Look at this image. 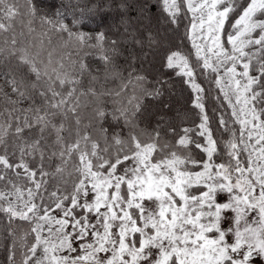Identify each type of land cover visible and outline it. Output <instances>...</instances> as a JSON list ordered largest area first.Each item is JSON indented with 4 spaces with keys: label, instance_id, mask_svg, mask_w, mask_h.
<instances>
[{
    "label": "snow or ice",
    "instance_id": "snow-or-ice-1",
    "mask_svg": "<svg viewBox=\"0 0 264 264\" xmlns=\"http://www.w3.org/2000/svg\"><path fill=\"white\" fill-rule=\"evenodd\" d=\"M116 7L109 37L78 30L84 10L69 24L66 11L26 0L22 13L18 0H0V264H264V0ZM23 14L29 35L39 21L49 44L56 35L83 55L66 62L43 41L18 39ZM182 24L187 46L161 38ZM128 44L158 61L154 83L134 54L127 75L118 65ZM166 73L193 93L190 127L188 114L141 124Z\"/></svg>",
    "mask_w": 264,
    "mask_h": 264
},
{
    "label": "trees",
    "instance_id": "trees-1",
    "mask_svg": "<svg viewBox=\"0 0 264 264\" xmlns=\"http://www.w3.org/2000/svg\"><path fill=\"white\" fill-rule=\"evenodd\" d=\"M18 3L21 8V12L23 13L26 0H18ZM34 3L36 4L37 9L42 13L51 14L56 9L66 11L68 13L66 23L69 24H71L73 13H75L76 16H79L81 10H84V22L79 25L78 30L85 33L94 34L99 31H105L109 37H113L116 35L117 25H120L121 22V13L116 7L120 3V0H34ZM153 3H155V0H153ZM77 4H79V8L74 7ZM101 4L111 5V7H105L102 10H97L91 13L87 11V9L91 8L93 5ZM152 13L153 20L151 27L155 32L156 28L160 27V25H157L155 17L160 15V13L157 8H153ZM130 16L131 27L137 30L138 35H143L145 27H148L147 23L144 21L137 23L136 14L134 11L130 12ZM28 19L29 18L26 14L17 17L15 21V31L18 39L35 41L37 43L43 41L47 49H55V55L58 57L63 56L66 62L69 59H78L79 56L83 55L82 53L78 54L74 48L63 46L62 42L57 38L56 35L51 36V43L49 44V37L42 35L45 29L39 24V21L32 25V27L35 29V32L29 35V29L27 26ZM121 31H123L122 28ZM165 31L166 35L161 38L169 40L174 45L187 46V41L182 39L183 24L181 25L180 31L177 33H172L171 31L167 30ZM21 32L24 33L23 36L20 35ZM143 51H148L146 46ZM133 54L137 57L135 64L133 65L136 72L147 76L148 79L154 83L156 77L161 71L159 63L158 61H154L151 55H149L146 60L143 59L141 48L135 44L125 45L124 55L118 58L117 61L118 65L123 67L125 75H127V71L131 70L128 65ZM87 61L94 71L97 66H100V62L91 56L87 57ZM100 67L102 73V66ZM164 79H167L169 83L165 85L163 96L157 99L145 98L143 115H141V124L143 125L145 122H147V124L151 127L156 121V116L150 118L144 113H151L159 107L160 110H158L157 114L164 115L166 118L171 119L176 123H179V114H188V120L184 126H192V123L194 120H196V117L192 115L195 110L191 108V101L193 99V93L191 89L188 87V85L182 82V77H178L174 73H166L164 75ZM109 86L113 85L110 83ZM204 86L207 87V84H204ZM217 103L218 101H216L214 93L206 99V104L208 105V111L210 114L213 106ZM107 107L110 108L111 104H108ZM91 114V105L82 110V117L85 120V123H87ZM213 127L215 128L216 125L214 124Z\"/></svg>",
    "mask_w": 264,
    "mask_h": 264
},
{
    "label": "rangeland",
    "instance_id": "rangeland-1",
    "mask_svg": "<svg viewBox=\"0 0 264 264\" xmlns=\"http://www.w3.org/2000/svg\"><path fill=\"white\" fill-rule=\"evenodd\" d=\"M119 27V25H117V28ZM121 30V29H120ZM158 110H160V108L158 107V109H156V110H154L153 112H146V113H144V114H146V116H148V117H154V116H156L155 118V120H157V118L158 117H160L161 115H159V114H157V112H158ZM148 113V114H147ZM143 115V114H142ZM221 199H223V197H221Z\"/></svg>",
    "mask_w": 264,
    "mask_h": 264
}]
</instances>
